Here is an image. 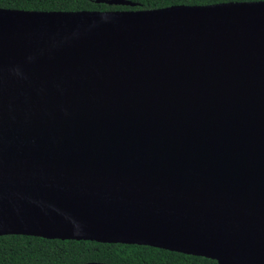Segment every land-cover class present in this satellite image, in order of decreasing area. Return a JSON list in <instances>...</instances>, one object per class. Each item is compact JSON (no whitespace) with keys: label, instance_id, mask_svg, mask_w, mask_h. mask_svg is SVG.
Returning <instances> with one entry per match:
<instances>
[{"label":"water","instance_id":"1","mask_svg":"<svg viewBox=\"0 0 264 264\" xmlns=\"http://www.w3.org/2000/svg\"><path fill=\"white\" fill-rule=\"evenodd\" d=\"M2 236L264 264V1L0 8Z\"/></svg>","mask_w":264,"mask_h":264},{"label":"trees","instance_id":"2","mask_svg":"<svg viewBox=\"0 0 264 264\" xmlns=\"http://www.w3.org/2000/svg\"><path fill=\"white\" fill-rule=\"evenodd\" d=\"M136 8L110 7L95 0H0V8L26 11L152 10L177 5L207 6L264 0H128ZM208 264L211 260L146 246L47 240L28 236L0 237V264Z\"/></svg>","mask_w":264,"mask_h":264},{"label":"flooded vegetation","instance_id":"3","mask_svg":"<svg viewBox=\"0 0 264 264\" xmlns=\"http://www.w3.org/2000/svg\"><path fill=\"white\" fill-rule=\"evenodd\" d=\"M96 1V0H95ZM110 7H121V6H110ZM109 11H111V10H109ZM120 11H122V10H120ZM213 262V261H212ZM90 263H96V262H90ZM215 262H213V263H208V264H214ZM86 264H88V263H86ZM101 264H108V263H101Z\"/></svg>","mask_w":264,"mask_h":264}]
</instances>
